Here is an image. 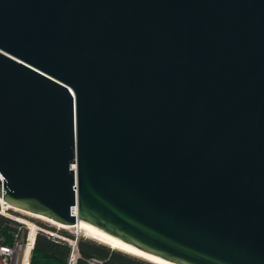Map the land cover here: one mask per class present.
I'll use <instances>...</instances> for the list:
<instances>
[{"label":"water","instance_id":"1","mask_svg":"<svg viewBox=\"0 0 264 264\" xmlns=\"http://www.w3.org/2000/svg\"><path fill=\"white\" fill-rule=\"evenodd\" d=\"M0 199L264 264V0H0Z\"/></svg>","mask_w":264,"mask_h":264},{"label":"trees","instance_id":"2","mask_svg":"<svg viewBox=\"0 0 264 264\" xmlns=\"http://www.w3.org/2000/svg\"><path fill=\"white\" fill-rule=\"evenodd\" d=\"M39 223L50 229H55L54 226L46 222L39 221ZM12 224L9 219L0 215V231L5 235L7 242L11 240ZM64 229H59V232L66 237L74 238V235L67 231L68 229ZM77 250L78 257L75 264H158L85 237L77 238ZM70 251L71 248L65 241L38 233L31 253L30 264H67Z\"/></svg>","mask_w":264,"mask_h":264},{"label":"built area","instance_id":"3","mask_svg":"<svg viewBox=\"0 0 264 264\" xmlns=\"http://www.w3.org/2000/svg\"><path fill=\"white\" fill-rule=\"evenodd\" d=\"M0 215L9 219L12 224L11 240L6 241L0 231V264H30V257L38 233L53 239L65 241L71 248L68 263L75 264L78 257L77 238L66 237L59 232L60 227L50 229L39 223V218L29 212L16 209L0 199Z\"/></svg>","mask_w":264,"mask_h":264},{"label":"bare ground","instance_id":"4","mask_svg":"<svg viewBox=\"0 0 264 264\" xmlns=\"http://www.w3.org/2000/svg\"><path fill=\"white\" fill-rule=\"evenodd\" d=\"M33 216L39 217L42 219H46L47 221H50V222H52V223H54V224H56L62 228L68 229V230L72 231L76 236L84 235V236L90 237V238L95 239L101 243H104V244H106V245H108L114 249L124 251L126 253L144 258V259L149 260V261H153V262L158 263V264H171V263L166 262L164 260H161L157 257L145 254V253L141 252L140 250H137L136 248H134L128 244H125L121 241H118L112 237H109V236H107L101 232L92 230V229L88 228L87 226H85L84 224H81L80 221H78L77 223L72 224V225H63L60 223H56V222H54V221H52L46 217H43L41 215H33Z\"/></svg>","mask_w":264,"mask_h":264},{"label":"rangeland","instance_id":"5","mask_svg":"<svg viewBox=\"0 0 264 264\" xmlns=\"http://www.w3.org/2000/svg\"><path fill=\"white\" fill-rule=\"evenodd\" d=\"M37 218H39V217H37ZM40 219H42V218H40ZM39 219V220H40ZM45 220V221H44ZM40 221H42V222H46V223H48L49 225H51V226H54L55 228H56V226L55 225H53L54 223H50V221L49 222H47V220L46 219H42V220H40ZM60 227V226H59ZM57 229V228H56ZM60 229H64V228H61L60 227ZM64 230H67V229H64ZM68 232H70L71 234H73L74 236H75V234L72 232V231H70V230H67ZM78 237H85V238H90V237H87V236H84V235H79ZM90 239H92V238H90ZM93 240H95V239H93ZM95 241H97V240H95ZM99 242V241H98Z\"/></svg>","mask_w":264,"mask_h":264}]
</instances>
